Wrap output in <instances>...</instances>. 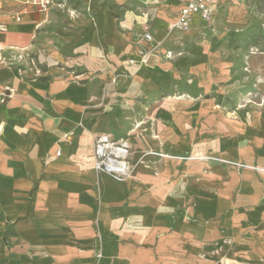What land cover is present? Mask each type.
<instances>
[{
    "label": "crops",
    "instance_id": "crops-1",
    "mask_svg": "<svg viewBox=\"0 0 264 264\" xmlns=\"http://www.w3.org/2000/svg\"><path fill=\"white\" fill-rule=\"evenodd\" d=\"M220 3L215 0L213 14ZM174 6L170 22L180 7L177 0ZM24 12L18 21L17 12L0 19V264H233L237 257L264 259V246H229L247 245L246 239L229 234L236 214L231 209L237 206L230 179L236 174L229 168L205 174L167 153L162 169H137L123 181L94 169L96 134L85 104L88 88L52 71L64 62L87 65L103 47L116 54L127 50V62L138 58L137 44L116 28L107 7L93 6L78 24L72 19L50 35L42 31L45 15L23 21ZM133 16L124 24L125 14L120 25L138 27ZM202 20L194 15L189 29L171 32L188 33ZM33 52L38 62L52 66L51 74L29 71ZM257 178L243 183L259 194Z\"/></svg>",
    "mask_w": 264,
    "mask_h": 264
},
{
    "label": "rangeland",
    "instance_id": "rangeland-1",
    "mask_svg": "<svg viewBox=\"0 0 264 264\" xmlns=\"http://www.w3.org/2000/svg\"><path fill=\"white\" fill-rule=\"evenodd\" d=\"M96 5L107 7L116 28L133 43L144 30L154 39L146 43L152 52L145 63L128 64L127 50L117 49L116 54L103 47L87 65L64 62L52 71L88 88L85 104L93 133L127 142L131 161L137 162L134 171L162 169L167 153L181 156L182 166L198 167L205 174L211 169L234 171L230 179L237 206L231 209L236 214L229 234L246 239L247 245L229 246H264V0H221L210 18L184 34L168 29L174 0H51L46 13L26 0H0V19L9 20L13 12L21 16L24 10L23 21L45 15L42 31L50 35L72 19L78 24ZM119 14L120 21L126 14L124 24L134 15L138 27H122ZM31 55L32 74H51L52 66L38 62L36 52ZM225 159L232 164L221 161ZM255 176L259 194L243 183ZM241 203L244 208L238 207ZM232 263L264 264V259L253 255Z\"/></svg>",
    "mask_w": 264,
    "mask_h": 264
},
{
    "label": "built area",
    "instance_id": "built-area-1",
    "mask_svg": "<svg viewBox=\"0 0 264 264\" xmlns=\"http://www.w3.org/2000/svg\"><path fill=\"white\" fill-rule=\"evenodd\" d=\"M177 1L180 7L176 17L168 24L169 31L189 29L194 15L208 19L213 14L215 0ZM26 2L41 9H46L51 0H26ZM15 20H20L19 13L15 15ZM153 39L152 34L144 30L137 41L136 55L138 58H129L128 62H147L152 51L149 48L146 49L141 43H149ZM92 156L96 172L106 174L116 181H123L132 176L137 164V162L134 164L130 160L129 144L123 140H114L106 133H99L93 137Z\"/></svg>",
    "mask_w": 264,
    "mask_h": 264
},
{
    "label": "bare ground",
    "instance_id": "bare-ground-1",
    "mask_svg": "<svg viewBox=\"0 0 264 264\" xmlns=\"http://www.w3.org/2000/svg\"><path fill=\"white\" fill-rule=\"evenodd\" d=\"M214 158L217 159V157H214ZM221 161L224 162V163L232 164L231 160H229V159H225V160H221ZM246 167L253 168L254 166H252L251 164H248Z\"/></svg>",
    "mask_w": 264,
    "mask_h": 264
},
{
    "label": "trees",
    "instance_id": "trees-1",
    "mask_svg": "<svg viewBox=\"0 0 264 264\" xmlns=\"http://www.w3.org/2000/svg\"><path fill=\"white\" fill-rule=\"evenodd\" d=\"M108 6H109L110 8H117V5H116V4H109ZM121 18H122V15L119 14V15H118V22L120 21Z\"/></svg>",
    "mask_w": 264,
    "mask_h": 264
}]
</instances>
